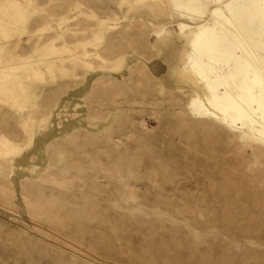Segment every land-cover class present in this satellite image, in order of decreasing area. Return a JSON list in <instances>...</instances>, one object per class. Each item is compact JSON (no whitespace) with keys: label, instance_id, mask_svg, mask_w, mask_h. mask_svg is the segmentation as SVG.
<instances>
[{"label":"rangeland","instance_id":"obj_1","mask_svg":"<svg viewBox=\"0 0 264 264\" xmlns=\"http://www.w3.org/2000/svg\"><path fill=\"white\" fill-rule=\"evenodd\" d=\"M0 264H264V0H0Z\"/></svg>","mask_w":264,"mask_h":264},{"label":"bare ground","instance_id":"obj_2","mask_svg":"<svg viewBox=\"0 0 264 264\" xmlns=\"http://www.w3.org/2000/svg\"><path fill=\"white\" fill-rule=\"evenodd\" d=\"M240 3V2H239ZM241 5V4H240ZM243 7V6H242ZM241 7V8H242ZM239 10V9H238ZM241 14V13H240ZM242 15H244V14H242ZM245 20V19H244ZM242 22V21H241ZM248 22V21H247ZM242 24V23H241ZM242 27H244V26H242ZM250 38V37H249ZM213 41H214V38H213ZM208 57V56H207ZM225 66V65H224Z\"/></svg>","mask_w":264,"mask_h":264}]
</instances>
